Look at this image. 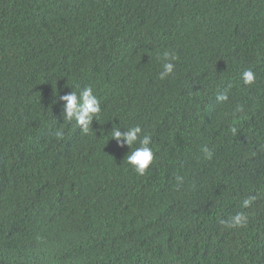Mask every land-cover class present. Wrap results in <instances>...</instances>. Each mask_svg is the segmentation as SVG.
I'll use <instances>...</instances> for the list:
<instances>
[{
    "label": "trees",
    "instance_id": "16d2710c",
    "mask_svg": "<svg viewBox=\"0 0 264 264\" xmlns=\"http://www.w3.org/2000/svg\"><path fill=\"white\" fill-rule=\"evenodd\" d=\"M138 125L142 176L111 136ZM0 202V264H264V0H0Z\"/></svg>",
    "mask_w": 264,
    "mask_h": 264
},
{
    "label": "clouds",
    "instance_id": "9594fccd",
    "mask_svg": "<svg viewBox=\"0 0 264 264\" xmlns=\"http://www.w3.org/2000/svg\"><path fill=\"white\" fill-rule=\"evenodd\" d=\"M163 55L166 62L163 64V70L159 73L160 79H165L173 73L175 64L171 61H175L177 59L176 55L170 56L168 52H165ZM242 79L245 84H251L255 80V74L251 70H245L242 73ZM79 86L82 88V91H80L79 94L73 91L60 97V99L65 103L63 106L64 112L61 116L63 119V125L59 127L69 129L81 126L83 131L87 132L90 124L98 118V114L101 111L100 101L95 95H93V89L91 87H85L83 85ZM220 99L226 100L227 96H222ZM237 110L240 109L238 108ZM232 132L235 134L236 129L232 128ZM140 133L141 128L139 125L129 128L126 132H122L117 127L114 128L111 136L118 143L123 141V144H127L128 146H132L139 141L140 146L135 148V150L127 156V161L130 165L134 166L136 173L142 176L153 162L154 153L151 147H149L151 143V136L143 135L141 138ZM55 135L59 137L62 134L57 131ZM123 144H121V146H123ZM202 151L206 158L211 159L212 152L207 146L203 147ZM27 186L28 185L25 182L16 180L15 182L4 184L1 188L11 190L21 202L24 198ZM255 199V196H249L243 200L242 206L245 208L249 207ZM1 203L2 202H0V204ZM222 223H226L230 227H242L247 223V216L243 212H237L230 218V220Z\"/></svg>",
    "mask_w": 264,
    "mask_h": 264
}]
</instances>
